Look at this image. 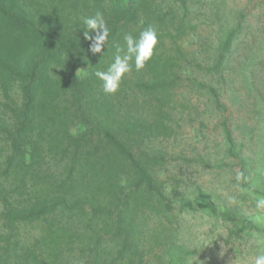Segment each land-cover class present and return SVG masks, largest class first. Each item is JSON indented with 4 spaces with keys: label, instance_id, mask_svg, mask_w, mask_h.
Returning <instances> with one entry per match:
<instances>
[{
    "label": "trees",
    "instance_id": "16d2710c",
    "mask_svg": "<svg viewBox=\"0 0 264 264\" xmlns=\"http://www.w3.org/2000/svg\"><path fill=\"white\" fill-rule=\"evenodd\" d=\"M239 1L0 0V264H194V216L253 264L264 0ZM97 11L109 36L93 54L82 18ZM149 26L152 58L105 93L94 73Z\"/></svg>",
    "mask_w": 264,
    "mask_h": 264
},
{
    "label": "clouds",
    "instance_id": "9594fccd",
    "mask_svg": "<svg viewBox=\"0 0 264 264\" xmlns=\"http://www.w3.org/2000/svg\"><path fill=\"white\" fill-rule=\"evenodd\" d=\"M82 22L91 32V35L89 31L83 33L84 39L91 42L89 51L93 54L101 53L109 36L103 14L97 11L94 16L83 17ZM124 42V47L116 46V54L107 70H97L94 73L102 81L105 93H115L118 90L122 78L132 70L133 62L137 71L145 67L146 62L153 56L158 37L155 29L149 26L140 33L138 38L126 34ZM256 208L264 209V198L257 201ZM253 264H264V251L254 257Z\"/></svg>",
    "mask_w": 264,
    "mask_h": 264
},
{
    "label": "rangeland",
    "instance_id": "374dc122",
    "mask_svg": "<svg viewBox=\"0 0 264 264\" xmlns=\"http://www.w3.org/2000/svg\"><path fill=\"white\" fill-rule=\"evenodd\" d=\"M243 1L240 0L238 6H242ZM226 114L234 118L239 117V112L232 111V108L228 109ZM212 178L211 175L203 174L201 182L207 183L208 187L212 186L215 183L214 180L211 184L209 183ZM181 224L183 234L186 235L184 236L189 237V247L198 248V251H200L195 256L194 264H249L248 260L242 257L236 258L229 249L224 248L220 241L214 238L213 233L209 231L202 217H187L181 219Z\"/></svg>",
    "mask_w": 264,
    "mask_h": 264
}]
</instances>
